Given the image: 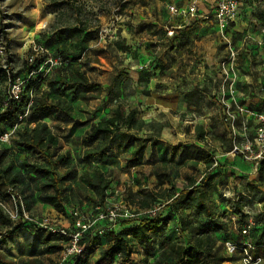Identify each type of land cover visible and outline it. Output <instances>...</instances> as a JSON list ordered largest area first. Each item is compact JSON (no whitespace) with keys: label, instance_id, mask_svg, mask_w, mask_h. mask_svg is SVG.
I'll return each mask as SVG.
<instances>
[{"label":"rangeland","instance_id":"374dc122","mask_svg":"<svg viewBox=\"0 0 264 264\" xmlns=\"http://www.w3.org/2000/svg\"><path fill=\"white\" fill-rule=\"evenodd\" d=\"M215 1L201 2L199 15L190 19L184 13L190 0H0V114L5 112L8 79L26 74L30 68L28 60L32 57L37 60V66L44 65L38 78L37 92L40 94L50 90L48 82L58 70H66L80 55L83 59L77 65L92 83L102 87L101 91L78 96L67 93L66 99L72 105V123L66 124L56 113L43 121L55 138L47 149L56 157L65 158L57 171L63 174L71 170L74 173L64 184L69 198L67 216H59L55 211L46 212L42 203L37 201L40 186L45 180V176L39 174L35 181L27 182L34 191L32 206L28 209L24 205V212L15 210L13 214L3 211L1 234H5L6 228H23L28 223L25 215L34 221L47 219L54 226L72 229L69 218L73 212L90 216L94 204L104 208L129 205L125 200L130 190L134 193L160 192L161 188L183 184L188 176L198 178L199 183L205 182L204 173L211 158L228 152L235 139L230 125L224 121V99L230 97V87L223 88L224 81L231 79L239 94H244L235 98L237 104L243 105L246 104L243 98L247 90L244 83L247 77H251L256 84L251 91L256 99L251 108L256 114L264 113V0H239L240 17L229 41L222 39L210 18ZM173 4L179 13L170 12L169 6ZM80 15L90 19L95 26L89 31L92 33L86 41L69 40L66 36L61 39L59 28L76 22ZM206 17L210 19H204ZM172 27L175 31L173 37L168 32ZM231 49L238 53L234 61L230 60ZM87 59L92 62H87ZM49 60H57L58 63L50 69ZM116 77L125 88L119 99L117 92L111 98L107 95ZM54 99L52 94L51 100ZM117 100L124 104L127 113L135 108L138 120L145 126L140 131L122 129L110 141L113 152L109 151L105 161L98 164L88 162L84 159L86 148L83 138L94 125L113 114ZM211 107H214L212 116L219 120L205 128V120L210 119L206 113ZM215 111L220 112L214 114ZM237 123L238 114L235 125ZM159 125H162L161 130ZM35 127L36 123L26 117L18 130ZM199 128L203 129V139L212 142L211 147L204 145L210 155L206 164L197 160V149L203 145L199 139ZM5 129L0 125V133ZM236 138L237 143H243L238 134ZM17 140L18 137L9 144H0L1 167L19 170L26 160L30 164L35 165L38 161L47 166L41 153L20 148L16 145ZM139 147L140 153L134 156ZM185 149L189 152L183 155ZM234 166L230 172L243 176V179L240 177V187L236 183L229 184L227 177H223L221 186L213 180H207L204 185L208 205L226 224L224 230L213 232L218 240L216 257L222 261L221 264H243L238 255L229 253L228 244L248 241L257 247L254 254L261 259L259 264H264V244L258 238L264 227V176H249L253 171L251 168L250 172L244 173L239 168L236 170L240 165ZM96 169L105 172L111 182L104 202L94 201L97 197L93 192L80 188L82 173H93ZM223 174L226 176L227 171ZM226 186H229L231 195L225 200L221 193ZM8 188L10 186L0 180L1 198L7 199ZM12 188L19 193V187ZM156 206L159 208L157 217L166 220L163 235L146 245L132 239L133 255L127 264H155L163 239L183 245L193 239L191 234L183 232L179 216L168 219L170 209L166 201L160 199ZM145 212L139 211L143 217L147 216ZM184 214L191 222L199 217L196 210H188ZM247 221L248 224H256L259 228L257 234L251 229L249 236L241 235ZM135 224L137 222L132 225ZM27 228L40 234L35 242L37 257L44 264H63L62 252H49L41 244L50 233L45 229V232L38 230L33 223ZM128 229L116 226L113 231L107 229L103 236L93 231L85 241L88 260L83 264H121L119 257H105V251L111 243V232L120 233ZM4 251L9 252V247ZM27 260L28 257L21 258L19 264Z\"/></svg>","mask_w":264,"mask_h":264},{"label":"trees","instance_id":"16d2710c","mask_svg":"<svg viewBox=\"0 0 264 264\" xmlns=\"http://www.w3.org/2000/svg\"><path fill=\"white\" fill-rule=\"evenodd\" d=\"M94 27L90 19L83 18L82 15H80L76 19V22L59 28L58 35L61 39L66 36L69 40L74 39L85 42L90 33H92L89 31ZM64 56L67 57V54H64ZM82 57L83 56L80 55L78 58L72 60V64L69 65L66 70L61 68L57 71L56 76L48 82L49 91L40 94L37 92L39 91V84L35 87L36 93L28 115V118L36 123L34 129L18 130V126L21 122L20 117L27 111V105L30 99L29 93L32 91L34 85L32 83L27 86L25 95L21 101L11 102V104L5 108V112L0 114V125L6 127L5 131L0 134L8 133L17 126L16 134L13 138L15 139L18 137L16 145L28 152L41 153L42 157L47 162V166L41 165L38 161L34 165L28 163L26 160L21 164L19 170H14L12 167L3 168L0 165V180L11 188L19 187L20 189L18 194L21 198L17 195L19 207L23 204V206L27 205V208L30 209L32 206V198L34 199V191L32 192L31 185L27 184V182L35 181L38 175L42 174V176H45V180L40 186L39 196L36 198L37 201L51 206L59 216H67L66 204L69 202V198L66 195L67 191L66 188L64 189V184L71 180L74 173L71 170L63 174L57 171V168L64 164L65 158L64 156L56 157L47 149L49 144L55 142V138L50 132L48 125L43 123V121L52 113H56L66 124L72 123V105L66 99L67 93L70 92L73 96H78L90 91H101V85L92 83L86 72L82 70L81 66L77 65L78 61L83 59ZM87 62H92V60L87 59ZM35 65L37 66V61ZM27 73L8 79V93L10 84L19 77H26ZM128 81L131 82V78L128 77ZM124 89L123 85L119 82V78L116 77L113 85L108 88L107 95L111 98L114 92H117V98L119 99V95L122 94ZM52 94L55 96L53 101L51 100ZM117 101V107L114 109L113 114L94 125L91 131L83 138V144L86 148L84 159L88 162L98 164L105 161L108 158L109 151L113 152L110 141L122 129L127 132L140 131L145 126L143 121L138 120L137 110L135 108H131L127 113L124 104H122L120 100ZM150 126L154 127L152 125ZM159 128L161 130L162 125H159ZM198 130L199 139L204 142L203 129L199 128ZM233 145L234 144L231 143L229 152L233 150ZM140 151L141 148L139 147L134 152V156H138ZM186 151V153L189 152L188 150ZM197 152L199 154L197 160L204 161L206 164V160L210 157L208 150L200 147L197 149ZM214 161L215 158H211L207 170L204 173V181L213 180L215 184L221 186V184H223L221 177L226 169L225 166L220 163V160L219 165L214 167ZM46 167L50 170L46 169ZM155 173L157 177H161L157 171ZM259 174L264 176V164H261ZM80 179L81 189L93 192L97 197V199L94 198V201L99 200L104 202L107 191L110 189L111 185L110 178L105 172L100 169H96L93 173L85 171L80 176ZM198 181V178L188 176L183 184L165 189L161 188L160 192L134 193L132 190L129 191L125 201H127L129 205L135 207L138 212L148 211L154 208L156 202L160 199L166 201L167 207L170 209V216L168 219L179 216L183 232H187L193 236V239L187 245L178 244L165 239L161 240V252L155 264L222 263V261L218 260L216 257L218 240L213 236V232L215 230H224L226 224L223 218L217 215L214 209L208 205V196L204 189L205 182L202 184ZM162 185H164V182ZM0 199L3 198L0 197ZM98 207H101V205L94 204V206H92V211ZM188 210H196L199 215L198 219L191 222L188 216L184 214L185 211ZM1 216L5 217L3 210L0 208V217ZM6 220L8 223H11L8 218ZM69 220L73 225V214H71ZM135 222H137V224L132 225ZM165 222V219L160 220L158 217L150 218L148 216H142L138 220L122 222L119 226L123 229L129 227V229L122 230L120 233L111 232V243L105 251V257L111 259L119 257L121 259V264H127L133 255L131 240L134 239L142 245L150 243L154 238L163 235L162 228ZM26 225L31 226L32 223L28 221ZM247 225L248 221L244 225V228ZM21 229V226H14L10 229L6 228L5 234L0 233V264H15L3 255L1 247L7 246L8 241L15 237ZM37 229L45 232L42 228L37 227ZM258 229L255 224L252 227V232L257 234L259 232ZM90 234L91 233H88L84 236V242ZM48 235V239L42 240L41 244L46 246L49 252H62L64 247L59 243V236L52 234ZM258 238L259 241L264 244V227L261 228ZM262 244L259 246H262ZM20 264H44V262L38 257H33L25 262H20Z\"/></svg>","mask_w":264,"mask_h":264},{"label":"built area","instance_id":"2783aa9c","mask_svg":"<svg viewBox=\"0 0 264 264\" xmlns=\"http://www.w3.org/2000/svg\"><path fill=\"white\" fill-rule=\"evenodd\" d=\"M206 0H190L187 6V13L190 18L196 17L198 14V6L201 2ZM170 12L172 14L179 13V10L175 4L169 6ZM240 17V2L239 0H217L215 6L213 7V18L219 29V32L224 40L229 41L228 31L229 29L237 23ZM169 35L173 36L174 32L169 31ZM0 49V53H1ZM237 52L234 49L230 50V60L234 61L237 58ZM36 59L30 58L29 71L26 77H19L14 82L10 84V89L8 96L5 100L4 107L7 108L11 102H19L25 95V90L27 86L32 83L33 89L29 93V103L27 105V111L23 116L20 117V121L28 117L30 107L33 104L34 96L36 93L35 87L40 83V74L43 72L44 65L36 66ZM51 63L50 69L57 65L58 61ZM62 63V61H61ZM229 86V95L231 98L237 96V89L232 84V80L227 78L223 83V88ZM239 111L243 113V108L237 107ZM249 112V111H248ZM251 114V113H249ZM256 121V129L254 131V138L247 139L243 143H237V132H236V121L237 114L233 103L225 102L224 107V121L230 125L232 134L235 136L233 142V150L230 155L235 157H241L243 160L253 166L254 173L258 174L261 164H264V113L253 114ZM17 126H15L8 133L0 134V144H9L16 134ZM245 131L247 132V127L245 126ZM219 165L218 158H215L214 167ZM231 191L229 188L225 187L222 192V197L224 199H229ZM0 208L9 214H13L15 210L18 212L22 210L24 212L23 204L19 207L18 197L14 189L11 187L7 189V199H0ZM159 208L156 206L144 214L150 218H155L158 216ZM143 214L139 213L135 207L130 205L124 206H112V207H98L92 211L90 216L81 215L79 211L73 212L74 223L72 229L59 228L49 223V221H34L28 215L25 218L32 222L36 227L45 229L48 233L52 235L59 236V243L64 247L62 251L63 264H83L88 260L87 249L85 247L84 236L88 233L96 231L98 235L103 236L106 230H112L114 227L119 226L124 221L138 220ZM255 223L250 222L242 230L241 235L246 237L251 233L252 227ZM257 247H254L250 242L242 243H230L228 244V251L231 255H238L241 258L243 264H259L261 259L255 256L254 251Z\"/></svg>","mask_w":264,"mask_h":264},{"label":"crops","instance_id":"0c3cea01","mask_svg":"<svg viewBox=\"0 0 264 264\" xmlns=\"http://www.w3.org/2000/svg\"><path fill=\"white\" fill-rule=\"evenodd\" d=\"M216 1H215V3H216ZM198 15H199V7H198V14L196 15V17ZM210 18H211L212 22L214 23V25L216 26V28L218 29V27H217V25L215 23V20L213 18V8H212V12H211ZM210 18L206 17L204 19H210ZM190 19H192V18H190ZM236 24L233 25L228 31L229 40H230V38L233 37V31L235 29ZM169 31H173L174 34H175L174 27L169 29ZM218 31H219V29H218ZM229 69L230 68H227V71H229ZM245 81H246V83H244V85H247V90H246V94H245V96L243 98V101H246V104H243V105L237 104V102H236L237 100L235 98L238 95H244V94H239L238 90H237V96L235 98L229 97L227 99H224V103L225 102L233 103L235 111L238 114V123H237L238 125H236V132L239 135V139L241 140V142H244V141H246L249 138L253 139L254 138V134H255L254 131L256 129V121H255L254 116H253V114H256V111L253 110V108H251V106H253V102L256 101V99L254 98V94L251 92L256 84H254V82H253L251 77H247ZM238 88H239V86H238ZM249 103H250V105H249ZM257 103H261V101H257ZM237 107L243 108V110H244L243 113L241 111H239ZM254 107L259 108V106H254ZM212 110L214 111V107H211V109L207 110L206 117H207V119L208 118H210V119L205 120V123H206L205 124V128L206 127L207 128L210 127L214 122H217L219 120L218 117L212 116ZM218 112H220V111H218ZM218 112L215 111L214 114L218 113ZM249 113H251V114H249ZM245 126L247 127V132L245 131ZM211 143L212 142L210 140L206 139L203 142V145H200V147L202 149H204L205 146L206 147H211L212 146ZM186 152H187L186 149L183 150V155H185ZM216 158H218L220 160V163L225 166V169L227 171V175L225 176L223 174L224 176L221 177V180L224 181L223 177H227L228 180H229L228 181L229 184L236 183V186L240 187V183H241L240 177L243 179V176L239 175L237 172H230L231 171L230 169H232L233 167L235 169L236 166H234V165H240L239 167L237 166V168H236L237 171L239 169H241L244 173H248V172H250V168H251V170H253V171H252V173L250 172L251 174L249 173V176H252V175L260 176L259 173L258 174L254 173L253 166L251 164L245 162L243 160V158H241V157H236V158L230 157V152L229 151L228 152H224V153H222V152L219 153V155ZM249 181H251V180L249 179ZM226 187L229 188V186H226ZM16 194L19 196L18 193H16ZM42 206H43V209L46 212H49V211L54 212L55 211L49 205L42 204ZM27 227H30V225H26L25 224L23 226V228L21 229V232H19L15 237L11 238L8 241V245L7 246L1 247V252L3 253V255L7 259L13 261L15 264H19V260L21 258L28 257L30 259V258H33V257L34 258L37 257V255H36L37 250H36L35 242H36L37 237H39L40 234H36V232L31 231ZM6 247L7 248L9 247V252L8 251H4V248H6Z\"/></svg>","mask_w":264,"mask_h":264}]
</instances>
